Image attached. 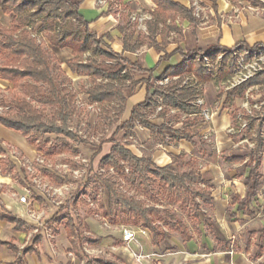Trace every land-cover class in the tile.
<instances>
[{
    "label": "trees",
    "instance_id": "16d2710c",
    "mask_svg": "<svg viewBox=\"0 0 264 264\" xmlns=\"http://www.w3.org/2000/svg\"><path fill=\"white\" fill-rule=\"evenodd\" d=\"M108 1L110 6H113L115 2L122 4L121 0ZM152 1L155 8L150 12L151 18L145 22V34H135L137 22L129 25V21L126 20L125 24L120 26V31L124 32L122 42L125 51H135L144 43V39L148 45H154L159 51L156 35L162 33L164 27L179 31L173 24L177 16L190 21L195 20L192 10L178 2ZM0 13L11 15L7 26L0 23V78L11 84L8 93L0 96V106L7 107L5 113H0V124L22 133L32 145L43 133L57 134L56 139L60 142L47 149L45 151L47 155L66 149L74 152L75 149L71 148L69 141L86 142L87 139L80 138L76 132L68 129L67 120L77 114L74 96L68 92L66 87L69 78L64 76L61 69H58V59L55 54L49 52L44 45L37 43L30 35L27 29L30 25L38 24V28L44 32L52 48L66 47L71 50L72 57L68 64L78 75L88 76L90 85L83 89L89 101L100 103V112L104 119L109 118L111 110L121 111L126 99L122 83L129 80L130 87L132 89L136 87L138 81L132 79V71L146 73V76L140 77V80L150 85L149 79L153 69H145L136 61L110 50L103 39L104 35H98L88 29L86 21L78 13V2L71 0H0ZM214 49L218 50L219 47ZM86 52H89V55L83 60L82 57ZM198 52L200 51L182 54L181 63L166 69L165 75L182 77L185 74H192L198 82L210 81L212 72L204 67L202 62L192 59V55ZM170 56V53H164L159 58L166 59ZM232 65L233 60L230 61L229 67L219 72L218 78L229 74ZM97 78L101 80L97 81ZM263 81L264 74H260L227 91L224 104H228L235 97L240 99L247 86ZM179 84L180 80L166 88H155L153 93L147 94L144 102L135 104L130 110L129 117L121 121L106 139L111 143V149L100 159L105 169L112 167L114 174L117 172V175L121 176L119 181L105 174L99 177L106 192V198L99 200L98 204L102 216L112 223L119 222L146 227L150 230L154 242H158L166 234L163 227H166L168 231L177 232L183 240L191 238L189 226L183 217L168 204L177 205L178 209L186 214L193 228L202 222L213 234V229L209 224V213L203 211V207L208 209L212 207L210 179L200 171L196 158H186V154L177 155L175 160L178 163L183 161L185 165L183 169L173 168L171 165L157 166L149 156H136L122 139H115L120 130L124 131V136L128 135L133 120L150 125L143 109L151 104L156 105V101L151 97L159 95L163 102L178 108L181 112L196 113L185 116L181 122L182 126L175 129L174 135L175 139L184 138L192 141L195 135L192 126L201 121L198 112L202 106L191 104L195 99V87L189 85L179 87ZM218 95L221 96V92ZM237 112L238 108L233 109V121ZM171 117L180 118L181 113H175ZM245 119L247 126L231 133V138L237 142L241 137L246 136L253 144L245 145L248 151L246 155L230 154L225 157V161L243 162L244 167L247 168L245 178L247 194L243 198L235 195L234 201L238 203L239 211L252 216L256 213V209L250 207L249 203L251 198L257 195L263 178L260 167L261 151L264 148V136L261 132L264 122V105L259 112L254 110L252 115L245 114ZM234 125H237L235 121ZM161 128L159 126L158 129L161 130ZM37 148L41 149L40 146ZM48 175L55 181H62L54 174ZM142 196L148 201L141 198ZM162 198L168 204L159 207L156 202ZM80 200L78 189L74 191L72 201L66 202L61 208H70ZM262 209L264 211V205ZM0 217L15 220L1 209ZM63 218L64 216L57 220ZM80 224L87 226L85 223ZM66 227L67 235L71 237V242L76 249L83 239L90 243L97 241L90 237H83L79 233L80 226L75 224L72 217L67 220ZM260 236H264V228L261 229ZM215 240L220 242L217 237ZM93 262L114 264L100 257H88L84 264Z\"/></svg>",
    "mask_w": 264,
    "mask_h": 264
},
{
    "label": "crops",
    "instance_id": "0c3cea01",
    "mask_svg": "<svg viewBox=\"0 0 264 264\" xmlns=\"http://www.w3.org/2000/svg\"><path fill=\"white\" fill-rule=\"evenodd\" d=\"M71 1L78 2V13L86 21L88 29L98 35H104L103 39L105 43L108 44L110 50L136 61L145 69H153L152 75L149 79V86L144 80H140V77H145L146 73L131 72L132 79L137 80L138 83L133 92L126 96L120 111L121 116H123L121 121L126 120L129 117L130 110L135 104L145 101L148 93H153L155 88L158 87L166 88L178 80H180L179 87L184 85L193 86L195 87L196 94L198 92L197 88L199 87V92L203 94L205 100L203 89L206 83L214 82L213 79L206 82H198L196 77L192 74H185L182 77H179L178 75H165L164 72L166 69L181 63L183 60L182 54L191 53L192 51L203 52L209 49H214L215 47L228 49L240 46H258L264 44V11L261 9L255 10L254 7H256L257 4H254L251 0H172L180 3L184 7L190 8L195 20L190 21L186 18L177 16L173 24L179 29V31L164 27V31L156 35V42L160 47L159 51L156 50L154 45H147L145 48H142L147 42L144 39V43L133 52L125 51L123 49L122 40L124 32L120 31V26H123L126 20L129 21V25L135 22L131 23L126 15V20L121 18V16L123 17L121 12H124V9L120 8L119 10L115 9L112 11V6L109 5L108 0H101L102 2H99V0ZM121 3L123 5L115 2L113 6L123 7L125 9L129 3L146 6L147 9L145 15L148 16V18L144 19L145 30L140 31L138 23L135 30V34H145V22L147 19L151 18L150 12L155 8L153 1L121 0ZM195 5L201 9L200 16L195 15ZM3 16H8V14L0 13V19ZM167 23H169V21H167ZM162 39L164 40L162 41ZM164 53H170L171 56L166 59H160L159 57ZM82 59L84 60L85 58L82 57ZM65 72L66 75L64 73V76L67 78L86 80V84H84L83 87L90 85L87 75H78L69 65ZM163 77H169L170 82L166 85H160L158 82ZM186 78L194 79L196 83H183ZM100 80V78H97V81ZM10 86L11 84L8 81L0 78V96L2 94H7ZM68 92L74 96V99L79 96L89 103H98L97 101H89L84 89L76 91H69L68 89ZM225 96L226 93H222L221 96L217 94L218 99L221 100L220 109H222L221 113L223 115L219 117L215 115L216 117H213L210 121L213 127L215 123L220 124L226 122L224 115L225 111L228 110V107L232 102L238 100V98L235 97L232 98L228 104H224ZM151 98L156 101L157 104L148 105L143 109L150 125L143 124L138 120H133L132 127L130 128L128 135L123 138V142L127 144V147L130 150L131 148L128 146V142H131L130 145L132 146L137 145L140 148H144L143 143L148 139H151L152 133L157 130L163 134V142L159 141L160 149L156 150L154 154L149 156L155 165H170V163L176 162L175 157L179 154H186V158L194 157L197 159V156L192 154L191 149L196 148L200 144H204V141H200L199 144H197L194 140L195 136H197L195 128L199 127L203 121L201 120L196 125L192 126V130L195 132L192 141H188L184 138L175 139V129L182 126V119L190 113L181 112L178 108L163 102L159 95H152ZM159 104L162 105L163 109L157 110L156 107ZM98 105L101 108L100 103H98ZM81 108L84 109L85 112H91L87 111L85 106H82ZM80 109H77V111ZM175 113H181V117L172 118L171 116ZM151 117L154 119L159 118L161 121H152ZM230 117H232V111ZM172 120L175 121L174 125H170ZM159 126L162 127L161 130L158 129ZM0 147V209L5 214L15 218V220H11L5 217H0V264H84L88 257L105 258L114 264H254V261L249 253L246 252V249L232 247L231 235L228 236L226 233V235L222 237L215 234L212 226L211 214L215 215L219 210V206L217 207L216 198L212 192V207L209 209V224L213 229L214 235L208 231L204 223L200 222L195 226L197 230H195L196 228H192V230L189 229L191 238L188 240H183L177 232L166 230V234L158 242H154L150 230H148L147 234H140L137 232V240L132 241H124L122 239V232L117 236L114 235L115 233H113V235L104 236L103 233L97 232V236L94 238L97 241L94 243L84 241L82 242V247L80 246L76 249L71 242V237H68L66 233L64 234L61 231L55 232V236L51 243H48L39 235L29 238L28 233L31 230V226L26 211V205L18 202L17 197L13 195L14 191L22 193L21 189L14 185L13 179L18 178L19 175L20 182L26 183L23 181V178H27V176L18 174L19 171H17V167L8 161L6 153L9 149L14 148L22 155L32 157L35 146L32 145L22 133L6 128L0 124ZM132 153L136 156H147L138 155L133 151ZM102 156L100 155V159ZM246 158L247 157L245 156V160ZM261 160L260 170L263 174L262 155ZM200 171L202 172L201 169ZM246 176L247 170L246 175L244 176L243 191L234 192L230 198L229 205L235 207V212H240L242 217H252L256 213L252 216L243 214L242 211L237 209L238 203L234 201L235 195L243 198L247 194V188L245 185ZM43 178L49 179V175L44 173ZM9 181L12 183L7 184ZM252 198L249 205L256 209L257 207H254L251 204L253 200ZM30 200H32L30 205L34 209H37L43 202H45V199L39 195H37L35 199ZM61 206L62 205L56 207L55 210L60 211L61 209H64L61 208ZM263 228L264 222L257 229L259 233L258 240L264 238V236H260V231ZM215 237H217L220 242H217ZM25 242H27L26 246L20 250V247ZM263 262L264 261L261 263ZM261 263L258 262L256 264ZM93 264L99 263L93 262Z\"/></svg>",
    "mask_w": 264,
    "mask_h": 264
},
{
    "label": "rangeland",
    "instance_id": "374dc122",
    "mask_svg": "<svg viewBox=\"0 0 264 264\" xmlns=\"http://www.w3.org/2000/svg\"><path fill=\"white\" fill-rule=\"evenodd\" d=\"M254 4H257V6L263 5L262 0H251ZM124 9V12H121V18L123 20H126L125 18L130 20L131 23H133L135 20H132V16L135 17H142L145 15L146 12V6L142 5H136L134 3H129L126 6V9L123 7H116L112 6V11L115 9ZM126 15V17H125ZM10 19V15L3 16L0 19V23L2 25H7ZM138 28L140 31L145 30L144 21L140 24H138ZM148 45L146 42L142 48H145ZM49 52H53L55 56L58 59V69H61L63 73L66 72L69 59L72 57L71 51L68 48H52L50 45L46 47ZM86 56L89 54V52L85 53ZM226 65L223 67V70L225 69ZM65 69V70H64ZM57 70V69H56ZM222 69L218 70L217 75ZM137 79V77H136ZM132 80V79H131ZM86 84V80L84 79H76V78H69V82H67V90L69 91H76L83 89V85ZM218 82H208L206 83L203 91L205 93V100L204 105L210 108H215L216 106H219L218 103V97L217 94L219 92V88H217ZM122 89L126 96L130 95L134 88L132 89L130 87V81L126 80L122 83ZM263 90H260L256 92L252 100L251 98L247 102V106L249 107L252 105V103H260L263 101ZM245 102L243 103L242 100H235V102H232L231 105L228 107V110L225 111V123L217 124L215 123L214 127L211 125L210 122H202V124L195 128L197 131V136H195L194 140L197 144H199L200 141H204L203 145H199L196 148H192L191 152L192 154L197 156V163L198 167L202 170L204 176L211 180V192L216 198L217 207L219 210L214 214H211L212 216V226L214 229L215 234L219 236H225L226 233L228 236L231 235L232 237V247L234 248H241L246 249L254 261V264L261 263L264 261V238L262 240H258V231L257 229L262 225L264 222V211L262 209V206L264 205V150L262 151V159H263V165H262V171H263V184L259 187L257 195H255L252 199L251 204L254 207H257L256 214L252 217H242V214L240 212H235V207H232L229 205V201L231 196L234 192H242L243 191V183H244V176L246 175V168L244 167L243 163H237V164H231L224 160V158L230 154L234 155H246L247 148L245 145H252V141L246 137H241L237 142H234L231 138V133L233 131H237V125H234V121L232 117H230L231 111L235 108L242 109L244 108ZM2 107L0 110V113H5L7 111V108L5 106ZM116 107V106H115ZM118 110V109H117ZM111 110L109 113V118L104 119L101 110H93L91 112H85L84 109H80L77 111V114H74L71 116L68 120H71L67 123L70 124V126H73V132H76L75 127H78L76 123L84 122L86 125L82 130L83 136H87L86 139H89L91 141L86 142H80L78 140H70L71 148L72 149H79L84 155L87 156V158L90 160L89 167H87V173L85 178L81 179H74L71 176H68V178L73 182V186L77 189H83L85 188V198L80 197L81 200L78 201L75 205L71 206L69 209L64 208L58 211V213L55 214V219L57 221L56 225L54 227L56 231H61L62 233L67 234V227L66 222L67 220L72 217L75 224L80 226L79 233L85 238L90 237L91 239H94L97 236V232L103 233L104 236L107 235H118L122 231V227L124 223H112L108 221L104 216H102L100 209L98 207L99 200H103L106 198V192L104 188L102 187L101 194L96 197L94 200V205H90L88 202V196L93 198V190L95 188L94 184V177L93 174V168L97 164V161L100 159V155L102 156L105 152H108L110 150L111 143L107 141L108 137L112 134L116 126L120 123V121L123 119V116L120 114V110ZM221 110H219L217 117L222 116ZM215 116V117H216ZM152 121L160 122L161 119L157 118L154 119L151 117ZM175 120V119H174ZM172 120L170 125H174V121ZM59 123V121H57ZM68 125V124H67ZM262 134L264 136V125L262 127ZM78 135V133H77ZM80 138H82V135H78ZM55 138L57 137V134L54 133H43L40 135L37 139H39V146L41 147L42 154L49 157L52 163L59 164L62 161H69V165L71 167L74 166V162L70 160L73 151L66 149L62 150L59 153H54L51 155H47L45 151L49 148H51L50 144L44 142L45 138ZM58 137H62L61 135H58ZM125 138L124 131L120 130L117 135L115 136V139H122ZM163 134L155 130L152 133L151 139H148L146 142H144V148H140L137 145L132 146L130 145L131 142H128V146L131 148V150L138 154V155H147L151 156L155 153L156 150L160 149L159 145L160 142H163ZM67 141L69 139H66ZM166 140V139H164ZM55 141V140H54ZM124 141V140H123ZM160 141V142H159ZM60 142V140H58ZM64 152V153H63ZM63 153L64 155L68 157H63L64 155H61ZM60 154V155H59ZM170 165L178 169L185 168V165L183 161L181 162H172ZM38 172L40 175L44 176V173L46 174H54L52 169L48 168L45 170V168L39 166ZM108 172H103V174L107 176H112L113 179H119L121 176ZM55 175V174H54ZM101 175V176H102ZM57 176V175H56ZM100 177V176H99ZM90 178V179H88ZM48 179V178H47ZM98 179V178H97ZM58 182L55 181L51 176H49V181ZM90 180V181H89ZM100 180V179H98ZM96 180L98 183L99 181ZM120 182H122L120 180ZM91 183V184H89ZM87 184V185H85ZM123 185V183H121ZM87 186V187H86ZM93 189V190H92ZM76 190V189H75ZM74 190V191H75ZM74 191L70 193V195L67 197V202H71ZM132 193V191H130ZM144 200L148 201L145 197H141ZM87 201V202H86ZM159 207L165 206L168 203L163 200H159L156 202ZM169 207H172L175 209V211L183 217L186 224L189 226V229L192 230L193 226L190 222V220L186 217V214L178 209L177 205L175 204H168ZM222 208H221V207ZM203 211H207L208 213L210 210L206 207H203ZM63 219H59L60 217H63ZM201 217H203V214L201 213ZM80 223H85L87 226L84 227ZM204 228V226H203ZM164 230L168 231L166 227H163ZM76 239V237L74 236ZM77 240V239H76ZM86 240H82L84 242ZM121 241V239H120ZM82 242L78 247H82ZM77 247V248H78ZM93 264V263H92Z\"/></svg>",
    "mask_w": 264,
    "mask_h": 264
},
{
    "label": "built area",
    "instance_id": "2783aa9c",
    "mask_svg": "<svg viewBox=\"0 0 264 264\" xmlns=\"http://www.w3.org/2000/svg\"><path fill=\"white\" fill-rule=\"evenodd\" d=\"M99 2H102L99 0ZM264 3V1H263ZM255 10H263L264 11V4L262 6H256L254 7ZM195 15L200 16L201 9L195 5ZM132 20H135L138 24L142 23L145 18H148V16L144 15L142 17H131ZM64 22V21H63ZM30 32V35L36 40L37 43H40L44 45V47L49 46V42L44 34L43 31H41L38 28V24L30 25L27 28ZM89 55V54H88ZM83 57H86V54L83 55ZM192 59L195 61H200L203 63L204 67H206L209 71L212 72V79L214 82H218L217 88H219V92L226 93L227 91L236 88L244 83H246L249 79L264 74V44L258 45V46H242V47H233L228 49L219 48L217 49H209L207 51L199 52L192 55ZM233 60V65L231 67V72L227 75H225L222 78H218V70L223 69V67L226 65V67H229L230 61ZM170 82L169 77H163L158 83L160 85H166ZM183 83L186 84H195L196 82L194 79L186 78L184 79ZM198 85V84H197ZM198 92L195 95V99L191 102L192 105L202 106L200 111L198 112V115L201 117V120L203 122H210L215 115L218 114L220 108H221V100H218L219 106H216L214 109L207 107L204 105V97L201 92H199V87L197 88ZM264 91V81L263 82H257L252 85H249L245 88L243 96L238 99L242 100V102L245 104L244 108L239 109L237 112V116L235 118V122L237 124L238 130L244 128L247 126V121L245 119V114L252 115L254 110L260 111L262 106L264 105V97L263 101L258 103H252L249 107L247 106V102L253 95L260 91ZM264 96V92H263ZM75 106L77 109H80L82 106H85L87 111H93V110H100V106L98 103H89L87 101H84L81 97L77 96L75 99ZM2 107H0L1 110ZM7 108V107H5ZM157 110L162 109V105L159 104L157 107ZM76 109V110H77ZM196 113H190L188 115H195ZM71 120H68L70 122ZM68 124V129L73 130V126H70ZM78 127L76 131L78 135H82V130L85 127V123H76ZM264 125V122H263ZM262 125V127H263ZM262 131V129H261ZM234 132V131H233ZM263 135V134H262ZM87 136H83L82 139H86ZM55 140V141H54ZM88 141H91L87 139ZM39 139L35 140V150L32 157L24 156L20 152H18L16 149L11 148L7 151L6 157L8 158V161L17 167V171H19L18 174L26 175L27 178H23V181L26 183L20 182V176L18 175V178L13 179L14 185L18 186L22 193H18L17 191L13 192V195L17 197L18 202L23 203L26 205V211L30 220V226L31 230L28 233V237L31 238L33 236L39 235L41 238H43L48 243H51L52 239L55 236V228L54 227L57 223L55 219V214L58 213V211L55 210L56 207H59L60 205H64L67 202V197L74 191L75 189H79V196L85 198L84 192L85 188L77 189V186H73V182L68 178V176L73 177L74 179L78 178H85L86 177V171L87 167H89L90 160L87 158L86 155H84L79 149H75L72 156L70 157L73 162L74 166L71 167L69 165V161H62L59 164L52 163L50 158L43 155L41 152V149H38L37 146ZM47 144L49 143L50 146H56L59 144L58 139L55 138H45V141ZM81 142V141H80ZM253 144V143H252ZM64 153V152H63ZM61 153V155H64ZM60 155V154H59ZM63 157H68L64 155ZM43 167L45 170L48 168L52 169L53 173L60 177L62 181L60 182H53L49 181V179H44L42 175L39 174L38 168L36 167ZM127 170V169H126ZM16 171V170H15ZM111 173L114 170L112 167H109L105 169L101 163L100 160L97 161V164L93 168V174L96 180L99 179V176L102 175L103 172ZM13 176V175H12ZM98 178V179H97ZM90 179V178H88ZM28 180V181H27ZM94 179V190H93V198L88 196L87 199L88 202H90V205H94V200L97 196L101 194L102 185ZM90 181V180H89ZM12 182L9 181L7 184H11ZM29 183V184H28ZM123 183V182H122ZM91 184V183H89ZM87 185V184H86ZM39 195L42 196L45 199V202H43L37 209H34L31 207L30 203L32 200L35 199V197ZM87 202V201H86ZM122 239L124 241H132L137 240V232L140 234H147L148 229L146 227L142 226H132V225H124L122 227ZM27 242L23 243V245L20 247V250L23 249L26 246Z\"/></svg>",
    "mask_w": 264,
    "mask_h": 264
}]
</instances>
